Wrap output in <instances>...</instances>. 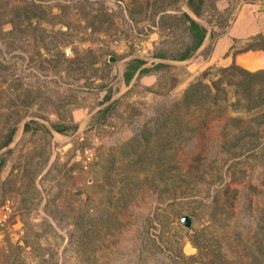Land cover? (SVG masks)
Returning a JSON list of instances; mask_svg holds the SVG:
<instances>
[{
	"label": "rangeland",
	"instance_id": "1",
	"mask_svg": "<svg viewBox=\"0 0 264 264\" xmlns=\"http://www.w3.org/2000/svg\"><path fill=\"white\" fill-rule=\"evenodd\" d=\"M183 1L0 0V264H264V0Z\"/></svg>",
	"mask_w": 264,
	"mask_h": 264
},
{
	"label": "trees",
	"instance_id": "2",
	"mask_svg": "<svg viewBox=\"0 0 264 264\" xmlns=\"http://www.w3.org/2000/svg\"><path fill=\"white\" fill-rule=\"evenodd\" d=\"M203 3L204 0H187L186 1V7L187 9L191 12V14H193L196 17H200L201 14L203 13ZM168 17L170 18H174L176 20L177 24L183 25L184 26V30L188 35V39H189V44L186 45V47L178 53L177 56L172 57V60H176V61H183L188 59L189 57H191L194 52L202 45L205 36H206V29L204 27H202L200 24H198L197 22H195L192 17L188 14V13H181L179 16L176 15H171ZM155 58H159L162 59L164 58L163 55L161 53H158L155 55ZM146 64L145 61H142L140 59H133L131 60L124 72H123V80L125 84H129L132 80V78L135 76V74L137 73L138 75H145L149 72V69L146 68H142V66ZM162 64H157L154 66V68H160L162 67ZM234 70H239L240 72H242L243 74L247 75L249 78H254V77H258L262 72H258V73H250L247 72L245 70H242L240 68H238L237 66H233ZM256 79V78H254ZM253 80V79H252ZM250 80L247 84H244L243 87L246 88L248 85H252ZM263 80V79H262ZM203 89H207V92L204 93V97L205 99H207L208 96H211L212 92L211 90L206 86H202ZM200 86H193L191 89H189L186 92V95L184 96L185 101L190 99L189 101H191L194 97H198V98H202L203 97V93L202 90L200 91ZM213 89L215 90V93H217L220 89L219 84H216ZM250 96H254V95H250ZM109 96H104V100H108ZM251 103L248 104L247 108H250L251 111H257L259 110V107L257 106V101L255 99L251 98ZM249 110V111H250ZM32 124H34L37 128V126L39 128H42L44 130V132H48L49 131L47 129H45V127L37 124L36 122H31ZM53 131H55L56 133L59 134H65L66 131L69 128L72 129H76V125H72V127H68L64 124H54L51 126ZM29 130V124L26 123L24 125V131H28ZM15 132V127H11L9 132L4 136V139L2 141V143H0V150L5 148L6 146H8L12 140L13 134ZM206 246H210V245H206Z\"/></svg>",
	"mask_w": 264,
	"mask_h": 264
},
{
	"label": "water",
	"instance_id": "3",
	"mask_svg": "<svg viewBox=\"0 0 264 264\" xmlns=\"http://www.w3.org/2000/svg\"><path fill=\"white\" fill-rule=\"evenodd\" d=\"M182 4L185 5V4H186V0H184ZM110 60L113 61V59H110ZM183 224H184L186 227H189V225H190V220L188 219V217H185V218L183 219Z\"/></svg>",
	"mask_w": 264,
	"mask_h": 264
},
{
	"label": "built area",
	"instance_id": "4",
	"mask_svg": "<svg viewBox=\"0 0 264 264\" xmlns=\"http://www.w3.org/2000/svg\"><path fill=\"white\" fill-rule=\"evenodd\" d=\"M3 217H4V215H3Z\"/></svg>",
	"mask_w": 264,
	"mask_h": 264
}]
</instances>
